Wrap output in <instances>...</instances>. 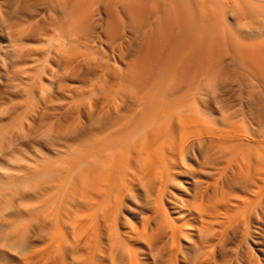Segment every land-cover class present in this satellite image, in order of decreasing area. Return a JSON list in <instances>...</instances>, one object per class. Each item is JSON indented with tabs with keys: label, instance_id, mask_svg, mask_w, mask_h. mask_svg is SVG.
Here are the masks:
<instances>
[{
	"label": "bare ground",
	"instance_id": "bare-ground-1",
	"mask_svg": "<svg viewBox=\"0 0 264 264\" xmlns=\"http://www.w3.org/2000/svg\"><path fill=\"white\" fill-rule=\"evenodd\" d=\"M0 264H264V0H0Z\"/></svg>",
	"mask_w": 264,
	"mask_h": 264
},
{
	"label": "rangeland",
	"instance_id": "rangeland-1",
	"mask_svg": "<svg viewBox=\"0 0 264 264\" xmlns=\"http://www.w3.org/2000/svg\"><path fill=\"white\" fill-rule=\"evenodd\" d=\"M138 44L137 43H134V47L132 46V49H131V54L133 53H135V50L138 48V46H137Z\"/></svg>",
	"mask_w": 264,
	"mask_h": 264
}]
</instances>
